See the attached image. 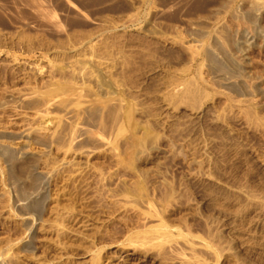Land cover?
<instances>
[{
	"label": "rangeland",
	"instance_id": "1",
	"mask_svg": "<svg viewBox=\"0 0 264 264\" xmlns=\"http://www.w3.org/2000/svg\"><path fill=\"white\" fill-rule=\"evenodd\" d=\"M0 144L6 264H264V0H0Z\"/></svg>",
	"mask_w": 264,
	"mask_h": 264
},
{
	"label": "bare ground",
	"instance_id": "2",
	"mask_svg": "<svg viewBox=\"0 0 264 264\" xmlns=\"http://www.w3.org/2000/svg\"><path fill=\"white\" fill-rule=\"evenodd\" d=\"M87 65L90 66L92 69V79L96 85L97 90L103 94H113V90H114L113 81L108 76V74L105 71L101 70L100 68L96 67L91 61H89ZM0 149H3V151L4 150L7 151V148L1 144H0ZM41 177L44 179L46 177V174L41 173ZM39 197H40L39 194H35L29 197V199L31 200L32 207L38 208L40 206ZM32 234H33V228H30L29 238H32L33 236ZM30 245H31V239L25 242V247H30ZM0 264H6V262L0 259Z\"/></svg>",
	"mask_w": 264,
	"mask_h": 264
}]
</instances>
